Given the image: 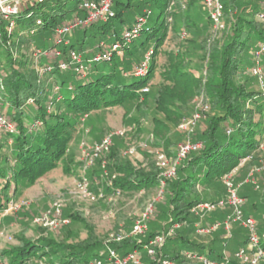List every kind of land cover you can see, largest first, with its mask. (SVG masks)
I'll list each match as a JSON object with an SVG mask.
<instances>
[{
	"label": "trees",
	"instance_id": "trees-1",
	"mask_svg": "<svg viewBox=\"0 0 264 264\" xmlns=\"http://www.w3.org/2000/svg\"><path fill=\"white\" fill-rule=\"evenodd\" d=\"M81 1L27 0L18 4L8 21L0 18V48L17 42L20 49L26 43L30 45L29 61L24 57L13 60L7 49L6 63L3 64L0 59V112L13 125L11 130H0V135L5 137L4 142L0 143V210L15 193V181L13 188L9 180L11 174L6 173L11 170L17 180L21 175L31 178L34 172L55 166L65 153L84 114L92 109L125 105L145 98L146 101L137 111V115L145 119L149 117L151 104L158 105L161 94H171L172 79L180 76L195 78L184 62L185 67L179 68L178 65L171 71L168 65H162L164 69L159 73L161 84L157 87L153 84L151 92L150 88L142 91L143 87L151 84L159 54L164 53L165 58L171 54L161 48L167 35L168 17L180 12L178 1L173 8V0H112L105 17L69 32L65 36L66 44H56L55 28L69 20L67 15H70V19L82 15L79 9ZM235 2L222 0L225 26V7L229 3L235 8ZM238 7L244 11L243 14L236 12L229 19L224 42L221 45L217 43V50L212 51L205 65L204 102L208 104V110L202 117L204 127L196 132L201 138L193 140L189 134L191 141L202 143L201 149L190 152L180 161L174 177L163 179L158 166L153 172L145 171V168L132 165L120 152H113V144L110 147L106 166L113 177L110 185L104 184L105 193L118 191L119 194L132 195L141 190L145 192L152 186L160 187L163 180V197L161 202L155 203L154 214L155 221L161 218L164 222L153 223L151 235L178 225L154 257L145 252L141 264H163V261L166 264H201L196 259L186 257V253L221 260L224 264H243L216 254L214 247L201 241V235L195 231L194 225L197 228L208 227L220 220L212 218L208 222H201L191 212L198 203L212 200L206 198L199 188L207 186L213 178L221 181L226 173L234 169L253 170L264 156L261 146L264 141V89L248 85V79H242L244 71L240 69L248 63L250 73L258 60L264 73V52L259 57L255 56L259 46H264V23L258 19L259 15H264V0L240 2ZM203 14L210 24L207 12ZM133 28L138 33L136 36L130 35L127 42L125 34ZM40 33L48 34V40L42 45L34 44V37ZM138 38L140 40L134 44ZM113 43L119 45V54L111 48ZM55 48L60 50V55H56ZM38 49L47 51V56L34 58L33 54ZM141 50L144 57H149L135 60L134 57ZM70 52L79 55L78 61L71 60ZM143 61L147 68L142 74H136L135 68ZM62 63L66 67L62 68ZM166 71L171 75H167ZM254 79L258 81L257 76ZM166 103L175 106L174 110L183 109L180 113L185 118L189 116L191 110L185 108L186 105L175 103L173 98ZM3 143L7 146L6 151L1 149ZM169 150L174 157L176 149L169 147ZM241 160H244L242 164ZM253 184V179L245 181L243 178L238 194L244 197L241 194L244 187L257 191L258 186L252 187ZM258 205L257 208L264 207V201ZM245 214L251 215L248 212ZM129 240L126 238L120 243H113L112 247L122 255L142 248ZM246 240L247 236L243 238V245ZM261 246L264 248V241ZM58 249L59 246L51 240L30 239L4 254L0 260L2 264H37L33 263L35 261L85 264L105 255L104 243L96 240L91 232L85 243L76 241L73 246L63 248L65 252L58 253ZM44 257L48 259L44 260ZM146 258H150L148 263H145Z\"/></svg>",
	"mask_w": 264,
	"mask_h": 264
},
{
	"label": "rangeland",
	"instance_id": "rangeland-1",
	"mask_svg": "<svg viewBox=\"0 0 264 264\" xmlns=\"http://www.w3.org/2000/svg\"><path fill=\"white\" fill-rule=\"evenodd\" d=\"M25 1L27 0H20L21 3ZM176 1H178L177 4L179 5V8L177 7L178 10L180 12L183 11L182 13L179 12L172 15L171 21H167V35L161 48V50H166L171 54H168L169 58H165L162 52L159 54L157 57L158 65L154 70V77L151 84L146 87L150 88L151 92L153 84L156 87L161 84L162 78L159 73L164 69V67L162 69V65H168L170 71L178 67V65L179 68L185 65L194 73V80L185 79L184 76L178 77V80L172 79L173 85L170 88L171 92L169 91L171 94L168 96L161 94L158 105L151 104L149 117L145 119L137 115L140 106L146 101L145 98L125 103V105L92 109L86 114L85 120L83 122L80 121L78 124L65 153L60 156L55 166L46 168L40 172H34L31 178L21 175L17 180H15L12 171L9 170L6 174H11L9 180H11L10 185H13V188V182L15 181V193L12 196V200L17 202L20 207L17 211L0 216V257L17 249L23 242L30 239L37 241L51 240L59 246L58 253H60L62 251L65 252L66 250L63 248L73 246V243L76 241L85 243L89 232L96 237V240L105 243L111 233L119 231L125 232L126 238L130 239L129 241H135L141 245L142 248L138 251L141 257H145L146 254L143 246L154 237V235H151L153 231L151 226L153 223L162 224L164 221L161 218L155 221L156 217L153 214L147 222L145 234L130 236L128 233L138 214L149 203H153V208L156 209L155 203L161 202V199H157L159 187L152 186L145 189V192L141 190L132 195L106 194L105 186L110 185L112 179L110 170L106 165L105 168L102 167V160H97L91 167L84 168V164L80 160V144L83 141L86 144H92L100 140L107 133L125 131L122 135L113 136L112 144L114 146L111 149L114 150L113 152L118 151L122 153L128 148L134 147L135 156L126 157V160H129L136 167L145 168V171L153 172L154 168H156L158 151L163 152L169 166L172 165L174 157L169 153V147L176 149L185 138L184 134L178 130L179 123L188 119L195 111L199 102H204L206 99L205 75L207 71H205V65L209 61V57L212 56V51L216 49L217 43L221 45L224 42L230 25L229 19L235 16L236 12L243 14L244 11L238 7V4L240 2L257 0H236L235 3L238 10L237 7H231L227 3L225 7L226 26L222 31L217 33L212 31L210 24L203 14L208 10L203 5V0H173V8L177 6L174 5ZM67 19H70V15H67ZM184 31L187 33L185 36H182ZM71 34L69 35L71 36ZM47 36L48 34L46 33L37 34L33 39V43L42 45V43L48 40ZM139 40L138 38L134 44H137ZM19 47V42L13 45L12 43L5 44V46L2 45L0 48L1 62L3 64L6 63L8 58L7 51H9L13 60L24 57L29 61V43L23 45L21 49ZM142 50L136 54L135 60L144 57ZM147 57L149 56L145 55L144 59ZM182 62L186 64L183 63V65ZM249 67L250 64L246 63L240 68L241 71H244L242 79H248L246 83L252 86V88H261L258 81L254 79V76L250 75ZM260 67L262 66L260 65ZM165 73L171 75L169 71ZM262 79L264 83V73L262 74ZM262 89H264V85ZM169 98H173L175 103L186 105L184 107L189 111L191 110L189 116L185 118L180 113L183 109L176 108L174 110L175 106L166 103ZM136 101L139 102L136 103ZM150 112H153V118ZM262 115L264 118V111ZM202 127H204L203 119L196 124L190 133L193 140L201 138L196 135V132H199ZM4 139L5 137L0 135V143L4 142ZM152 143L156 144L152 145ZM6 147V144L3 143L1 149H5L6 151ZM107 156L108 154L104 158L105 164L109 162ZM82 176L89 181L90 190L96 197L94 201L84 200L76 194L75 182ZM255 182L256 178L253 180L254 184L252 187L258 186L259 182ZM261 187L264 188V186ZM199 189L206 198L217 200L225 195L226 186L222 181L213 178L207 186ZM263 190L260 188L257 195L261 196ZM56 200L61 201L63 215L65 217L69 216L70 224L61 227L59 230H52L33 224V218L40 212L48 209ZM243 209L244 211L246 210L245 206H243ZM256 213L258 219L254 217L258 224V232L261 234L264 232L263 207L259 208ZM194 215L195 219L201 222H208L212 218L222 220L225 216V209L216 208L202 216L200 213ZM194 226L196 231L197 226ZM176 229L177 227L173 229V232ZM167 230L169 228H165L163 231ZM230 232L231 236H225L227 234L226 230L220 227L200 237L201 241L214 247L216 254L222 255L227 260H237L235 251L243 245L242 241L247 235V229L240 224H233ZM46 257H44V260L48 259ZM149 259H144L145 263H148Z\"/></svg>",
	"mask_w": 264,
	"mask_h": 264
},
{
	"label": "built area",
	"instance_id": "built-area-1",
	"mask_svg": "<svg viewBox=\"0 0 264 264\" xmlns=\"http://www.w3.org/2000/svg\"><path fill=\"white\" fill-rule=\"evenodd\" d=\"M19 3L20 0H0V18L8 21L9 15L16 11ZM111 4L112 0L81 1L79 9L81 10L82 15L72 16L71 19H69L67 22L62 23L55 28L56 44H66L67 41L65 39V36L69 32L90 25L95 21L105 17V15L110 11ZM203 5L208 9L207 14L212 31L216 33L222 31L225 27L223 21L224 9L222 0H203ZM258 19L263 21L264 23V15H259ZM167 21H171V17H168ZM9 25H11V21L9 22ZM137 33V30L133 28L130 32L125 34L126 41L129 42V38L131 36H136ZM185 34L186 33L183 32L182 36H185ZM111 48L113 50H116L118 54L120 53L119 45L117 43H113ZM54 50L56 55L61 54L59 49L55 48ZM263 52L264 46L260 45L259 49L256 51L255 56L259 57ZM47 54V51L38 49L34 52L33 57H43L47 56ZM70 56L71 60L74 59L78 61L79 55H77V53L70 52ZM61 67H66V64L62 63ZM146 68V62L143 61L140 66H137L135 68V72L136 74H142ZM250 73L258 77L259 86L263 88L264 83L262 79V70L258 63V60H256L255 64L251 67ZM142 91L146 92L148 91V88L145 86L142 88ZM207 110L208 104L200 101L192 115L188 119L179 123L178 130L186 134V140H184V142L180 143L177 146L172 165L169 166L163 152H156V165L161 170V176L163 179L174 177L176 166L180 163V161H182L190 152L198 151L199 149H201L202 143L191 141V139L189 138V134L192 132L196 124L202 119L203 114L207 112ZM86 117L87 115L84 114L80 118V121L83 122ZM12 128L13 125L11 121L0 112V130L7 131L11 130ZM124 132L120 131L107 133L100 140L92 144H86L84 141L81 142L80 160L83 162L84 168L91 167L97 160H102V167L105 168L106 164L104 162V158L106 154L109 153V149L113 141V136L122 135ZM261 146L264 147V141L262 142ZM121 154L124 157H134L135 148L130 147ZM243 161L244 160H241L240 164H242ZM235 170L236 169L232 170L229 173H226L221 179L222 183L226 186L225 195L223 197L213 201H203L192 207L191 212L193 214L200 213L201 216L205 213H210L216 208H224L226 210V214L222 220L213 222L208 227L196 228V233H198L199 235H205L210 231L222 227L224 230H226L227 235L229 236L231 226L233 224H240L247 229V240L244 246L235 251V257L243 264H262L264 262V248L261 246V242L264 241V232L259 234L257 227L258 224L255 217L246 215L243 210L245 200L238 194V187L241 185V183L236 186H234L233 184V174ZM255 172L264 173V156L259 159L258 165L253 170L249 171V174L245 181L247 179H251ZM163 186L164 181L162 180L160 183L159 191L157 193V199H162L163 197ZM75 191L76 194L84 200L94 201L96 199L95 195L90 190L89 181L84 176H82L75 182ZM114 193L117 195L119 194L118 191H115ZM19 207L20 205L17 202H14L12 199H10L7 205L0 210V216L5 215L6 213L17 211ZM153 214V203H149L145 207V209L138 214L137 219L132 224L130 232L128 234L130 236L145 234L147 231V222L153 216ZM32 223L52 230H59L61 227L69 225L70 220L68 217H65L63 215L61 201L56 200L50 205L48 209L36 215L33 218ZM177 226L178 225L175 224L173 225V227H170L169 230H162L158 234L154 235V237L151 238L148 243L143 246L146 254L154 257L156 252L159 251L161 246L163 245L164 240L168 236L173 234V229ZM126 236V233L123 231L111 233L104 243L105 255L101 258H95L85 264H141V254L137 249L131 250L122 255L112 247L113 243H120L126 238ZM186 257L196 259L201 264H224L221 260H210L207 257L190 253H186ZM35 262L37 264H47L42 261ZM0 264H2L1 260ZM163 264H166V261H163Z\"/></svg>",
	"mask_w": 264,
	"mask_h": 264
},
{
	"label": "crops",
	"instance_id": "crops-1",
	"mask_svg": "<svg viewBox=\"0 0 264 264\" xmlns=\"http://www.w3.org/2000/svg\"><path fill=\"white\" fill-rule=\"evenodd\" d=\"M262 152H264V147L262 148ZM248 174H249V171H247L246 168H244L243 170L241 168L236 170V172L234 174L235 175L234 180H233L234 186L239 185L241 183V180L243 178L246 179V175L248 176ZM255 174H257V175H255ZM254 175L256 176V181L259 182L257 191H254L253 188L251 191L250 187H244V190L242 191L243 193H241V194L244 195L243 199L245 200V204H244V206L246 208L245 212L250 213L251 215H249V216H253V217L255 216L257 218L258 215L256 212L259 209V208H257L259 206L258 204L261 203L262 201H264V190H263L261 196L257 195V192H259L260 188L264 189L261 187V186H264V173L255 172L251 179L254 178ZM211 201H213V200H211ZM263 212H264V207H263ZM225 213H226V210H225ZM263 217H264V215H263ZM225 236H228V235L226 234ZM229 236H231V232H230ZM242 246H244V245H242Z\"/></svg>",
	"mask_w": 264,
	"mask_h": 264
}]
</instances>
